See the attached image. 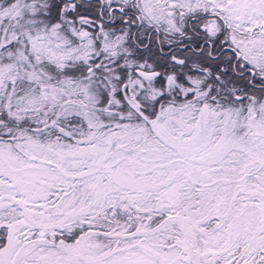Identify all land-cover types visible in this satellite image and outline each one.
Listing matches in <instances>:
<instances>
[{
	"label": "snow or ice",
	"instance_id": "6c2138e0",
	"mask_svg": "<svg viewBox=\"0 0 264 264\" xmlns=\"http://www.w3.org/2000/svg\"><path fill=\"white\" fill-rule=\"evenodd\" d=\"M0 264H264V0H0Z\"/></svg>",
	"mask_w": 264,
	"mask_h": 264
}]
</instances>
